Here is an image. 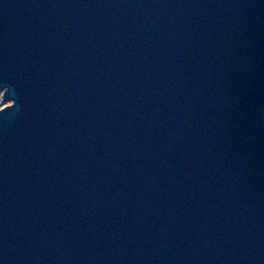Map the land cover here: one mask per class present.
Returning a JSON list of instances; mask_svg holds the SVG:
<instances>
[{"label": "water", "instance_id": "obj_1", "mask_svg": "<svg viewBox=\"0 0 264 264\" xmlns=\"http://www.w3.org/2000/svg\"><path fill=\"white\" fill-rule=\"evenodd\" d=\"M0 264H264V0H0Z\"/></svg>", "mask_w": 264, "mask_h": 264}, {"label": "built area", "instance_id": "obj_2", "mask_svg": "<svg viewBox=\"0 0 264 264\" xmlns=\"http://www.w3.org/2000/svg\"><path fill=\"white\" fill-rule=\"evenodd\" d=\"M10 102L6 101L5 97L3 96V93L0 91V110L9 105Z\"/></svg>", "mask_w": 264, "mask_h": 264}, {"label": "bare ground", "instance_id": "obj_3", "mask_svg": "<svg viewBox=\"0 0 264 264\" xmlns=\"http://www.w3.org/2000/svg\"><path fill=\"white\" fill-rule=\"evenodd\" d=\"M0 91L2 92V93H4L5 91L3 90V89H0ZM6 99V98H5ZM7 102L9 101V102H11L10 100H6Z\"/></svg>", "mask_w": 264, "mask_h": 264}, {"label": "rangeland", "instance_id": "obj_4", "mask_svg": "<svg viewBox=\"0 0 264 264\" xmlns=\"http://www.w3.org/2000/svg\"><path fill=\"white\" fill-rule=\"evenodd\" d=\"M10 104H12V101L10 102ZM10 104H9V105H10Z\"/></svg>", "mask_w": 264, "mask_h": 264}]
</instances>
